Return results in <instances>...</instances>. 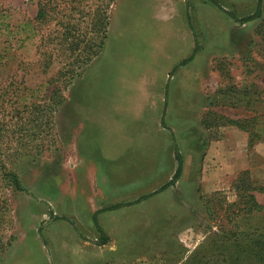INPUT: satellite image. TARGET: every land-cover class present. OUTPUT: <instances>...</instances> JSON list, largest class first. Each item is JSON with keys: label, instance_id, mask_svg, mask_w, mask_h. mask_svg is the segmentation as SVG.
<instances>
[{"label": "rangeland", "instance_id": "374dc122", "mask_svg": "<svg viewBox=\"0 0 264 264\" xmlns=\"http://www.w3.org/2000/svg\"><path fill=\"white\" fill-rule=\"evenodd\" d=\"M256 6L0 0V164L23 186L0 179L9 209L0 264H227L213 236L231 227L234 183L247 172L264 187V8L246 24L228 14L242 18ZM104 16L105 46L84 67ZM147 92L159 99L131 135L117 121L136 114ZM114 104L126 110L115 114ZM176 148L182 176L158 192L174 178ZM256 196L264 203V192ZM117 204L126 205L99 215L110 238L100 246L93 214Z\"/></svg>", "mask_w": 264, "mask_h": 264}, {"label": "trees", "instance_id": "16d2710c", "mask_svg": "<svg viewBox=\"0 0 264 264\" xmlns=\"http://www.w3.org/2000/svg\"><path fill=\"white\" fill-rule=\"evenodd\" d=\"M214 2V1H213ZM215 3V2H214ZM263 8H264V0H257V6L255 12L250 15L239 18L233 13H228L235 21L246 24L251 21L257 20L263 16ZM44 11L41 8L38 12L37 18L41 19L44 17ZM109 18L102 19V27H100L99 31L101 32V41L98 44V50L93 52V50L88 51L85 54L83 61L81 64L85 67L87 66L95 57H97L105 44V41L108 37L107 29L109 26L108 23ZM196 52V49H195ZM195 52L191 56V58L185 60L182 64H187L194 56ZM81 65V66H82ZM80 68V67H79ZM67 73L70 74L71 79L74 78V71L72 69L67 70ZM56 91H53L49 100H54L56 97ZM229 124L238 127L241 130L248 131L243 124L235 120H229ZM176 160H177V170L174 175V178L171 182L167 183L164 187L161 188L158 192L164 191L169 188L171 185L175 184L183 173V165L184 160L183 156L178 148H176ZM1 177L0 179H4V181L10 183V185L17 191H23V186L19 176L13 172H10L6 169L3 164H0ZM235 191L237 192V200L229 206L230 210V224L229 228L225 225H221V229L214 234L213 240L218 248L219 253L222 252V256H224V261L227 264L230 263H241L244 259L255 261L261 264H264V222L262 226H260L259 231H251V229L255 228L254 220H258L259 218L264 219V203H260L257 199L256 192H264V187H259L253 182L248 173H242L234 183ZM157 193V192H156ZM153 195V194H152ZM150 195L143 196L136 201L142 202L148 199ZM126 204H117L114 206H109L108 208H104L103 210L97 211L93 214V221L95 224V229L99 234V239L97 244L100 246L107 245L110 241L109 236L104 231L103 227L99 221V215L105 211L117 210L124 207ZM8 207L6 202L2 197H0V221H5V217L8 213ZM66 219V218H64ZM244 221H249V223H244ZM231 242L228 244V242ZM220 244V245H219ZM232 246V252L230 254H226L227 252L224 250L225 248ZM4 246H0V250ZM238 258L239 261L236 259ZM257 259V260H256Z\"/></svg>", "mask_w": 264, "mask_h": 264}, {"label": "crops", "instance_id": "0c3cea01", "mask_svg": "<svg viewBox=\"0 0 264 264\" xmlns=\"http://www.w3.org/2000/svg\"><path fill=\"white\" fill-rule=\"evenodd\" d=\"M104 46H105V44H104ZM104 46H103V48H104ZM172 64H173V62H172ZM172 64H171V66H172ZM158 97H159L158 93H155V92L144 93L143 96H141V102H139L140 104L137 105L138 106V110H137V107L135 108L134 112H136V114L131 115V117L129 116L127 118L128 120L126 122H123V121H120V120L117 121L119 123L121 129L123 130V125L124 126L131 125V127H132L131 135H135V132H136L135 127L136 126L147 124L148 122H150L148 119L145 120V118H142V114H144L146 112L147 113L149 112L151 114V111H150L151 110V105H149L148 102L152 101V100H158L159 99ZM109 107H111V106L108 105V108ZM149 108H150V110H149ZM103 110H104V112H106L105 108ZM123 110H126L125 106H121L119 104H114L113 105V113L116 114L117 112H120V111H123ZM109 112H111V108L109 109ZM138 116H139V118H138ZM143 121H146V122L143 123ZM137 122H138V125H137ZM108 125H110V122H109ZM124 130H125V128H124ZM148 132L151 133L150 131H148ZM148 137H149V141L150 142L154 141V140H152L153 138H151L150 136H148ZM135 138H136V136L135 137H131V139H130L131 144H128V148H135V144H133V143H135V141H137ZM145 141H146V139H144L142 142L145 143ZM142 142L139 139L137 143H142ZM147 146L145 145L146 148H147ZM149 147H152V145H149ZM137 148H139V147L137 146Z\"/></svg>", "mask_w": 264, "mask_h": 264}]
</instances>
